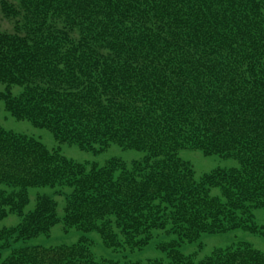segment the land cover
I'll return each mask as SVG.
<instances>
[{
  "label": "trees",
  "instance_id": "1",
  "mask_svg": "<svg viewBox=\"0 0 264 264\" xmlns=\"http://www.w3.org/2000/svg\"><path fill=\"white\" fill-rule=\"evenodd\" d=\"M0 14L10 24L0 23V99L11 115L96 154L113 143L146 153L79 162L0 125V220L21 217L0 229L1 264H143L96 259L87 236L18 245L61 221L130 251L155 229L172 234L156 244L166 259L147 264H264L245 241L198 262L179 248L236 228L264 236L254 212L264 209V0H0ZM184 148L238 165L197 178ZM38 186L54 192L26 211Z\"/></svg>",
  "mask_w": 264,
  "mask_h": 264
},
{
  "label": "rangeland",
  "instance_id": "2",
  "mask_svg": "<svg viewBox=\"0 0 264 264\" xmlns=\"http://www.w3.org/2000/svg\"><path fill=\"white\" fill-rule=\"evenodd\" d=\"M0 23L3 28L9 27L10 24L0 14ZM5 85L0 82V90L4 89ZM21 89L20 86H14L13 91L17 93ZM0 125L5 129L14 131L16 133H24L40 138L49 148L60 147L62 153L79 162H96L100 165L106 163L111 157H119L127 162L139 160L145 156V151L133 148H123L118 144L113 143L106 150L100 153H94L89 150L80 148L75 143L59 142L55 139L53 133L45 127L35 126L28 119H18L10 114L4 106V102L0 99ZM179 154L189 160L195 169L196 177H200L203 173L211 171L217 167L230 168L238 165V161L232 157H223L218 154L205 155L201 150L194 148H184L180 150ZM31 200L26 207V211L33 209L36 204V197L38 194L52 195L54 188L50 186H38L29 188ZM214 194L219 193V189L212 190ZM58 201V212L60 215L64 212L65 198L61 195L54 196ZM256 221L259 224H264V209H255ZM21 217L17 214H9L7 217L0 220V229L17 225ZM154 236L148 245L142 249H115L107 246L101 234L97 231L84 232L76 227L65 228L61 221L53 226L51 232L47 234H40L36 237L22 240L18 245H42L55 246L60 244H72L79 240L81 236H87L91 242V251L96 259L101 258H117L121 260H140L143 264H147L148 259L164 258L166 253L156 247L159 242L169 241L174 236L167 234L165 230L155 229ZM240 241L251 243L254 247L264 250V236L246 230L244 228H236L225 232L217 233H203L201 237L193 242H183L179 246L184 254H193L194 262L212 254L217 247H226ZM202 246L200 247V244ZM1 264V260H0Z\"/></svg>",
  "mask_w": 264,
  "mask_h": 264
}]
</instances>
